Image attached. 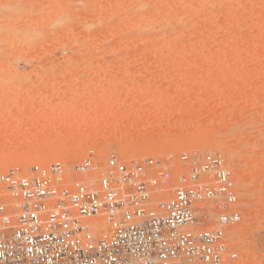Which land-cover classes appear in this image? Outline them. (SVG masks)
Here are the masks:
<instances>
[{"label": "rangeland", "instance_id": "obj_1", "mask_svg": "<svg viewBox=\"0 0 264 264\" xmlns=\"http://www.w3.org/2000/svg\"><path fill=\"white\" fill-rule=\"evenodd\" d=\"M184 153L232 169L221 264H264V0H0V172L155 158L169 194Z\"/></svg>", "mask_w": 264, "mask_h": 264}, {"label": "built area", "instance_id": "obj_2", "mask_svg": "<svg viewBox=\"0 0 264 264\" xmlns=\"http://www.w3.org/2000/svg\"><path fill=\"white\" fill-rule=\"evenodd\" d=\"M180 158L169 194L155 158L0 172V264H221L225 228L240 220L232 169L219 153ZM206 203L219 209L213 227Z\"/></svg>", "mask_w": 264, "mask_h": 264}, {"label": "bare ground", "instance_id": "obj_3", "mask_svg": "<svg viewBox=\"0 0 264 264\" xmlns=\"http://www.w3.org/2000/svg\"><path fill=\"white\" fill-rule=\"evenodd\" d=\"M64 8V7H63ZM62 9V8H61ZM68 11V10H67ZM63 12V11H62ZM66 12V11H65ZM238 223V222H237Z\"/></svg>", "mask_w": 264, "mask_h": 264}]
</instances>
